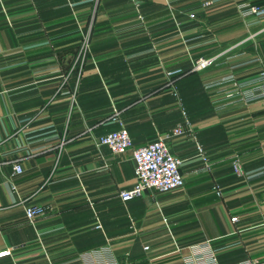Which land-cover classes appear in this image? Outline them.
<instances>
[{
    "label": "crops",
    "instance_id": "crops-1",
    "mask_svg": "<svg viewBox=\"0 0 264 264\" xmlns=\"http://www.w3.org/2000/svg\"><path fill=\"white\" fill-rule=\"evenodd\" d=\"M251 1L0 0V264L264 258V99L206 89L264 65V0L236 14ZM223 25L237 26L227 36ZM199 58L213 62L171 75ZM120 127L133 148L169 135L184 186L121 201L131 153L95 145ZM30 205L44 215L27 221Z\"/></svg>",
    "mask_w": 264,
    "mask_h": 264
},
{
    "label": "built area",
    "instance_id": "built-area-1",
    "mask_svg": "<svg viewBox=\"0 0 264 264\" xmlns=\"http://www.w3.org/2000/svg\"><path fill=\"white\" fill-rule=\"evenodd\" d=\"M131 3L138 4L145 0H128ZM208 2L205 3V6ZM250 13L256 14L252 8ZM193 17V16H190ZM86 40L82 41L76 58L82 60L87 48ZM213 60H197L193 66L194 71H202L212 64ZM174 71L171 75H175ZM226 86L229 88L227 96L234 98L237 103L247 104L258 99H264V65L258 74L249 81L239 83L233 75L226 76L219 81L209 83L206 89H212L214 86ZM169 135L159 137L156 140L139 148H133L128 132L123 127L119 130L102 135L95 139L96 146H106L113 154L121 155L128 151L131 153L134 162L135 183L127 190L119 193V198L123 202L141 197L146 191L164 193L172 190L181 189L184 186L183 176L180 169L183 162L173 156L167 144ZM14 175L21 173V167L18 164H12ZM233 172L236 176L243 175L241 165L238 160L232 163ZM44 215V211L34 205L24 208V217L27 221H32ZM232 222L236 218L231 219ZM98 227V226H97ZM198 257L197 264H214V259L205 256L203 250H196ZM9 255V251L0 252V257ZM189 264V256L185 259ZM249 264H264V258Z\"/></svg>",
    "mask_w": 264,
    "mask_h": 264
},
{
    "label": "rangeland",
    "instance_id": "rangeland-1",
    "mask_svg": "<svg viewBox=\"0 0 264 264\" xmlns=\"http://www.w3.org/2000/svg\"><path fill=\"white\" fill-rule=\"evenodd\" d=\"M262 1V0H261ZM261 1H259V0H252L251 1V3H249V2H242L241 4H239V5H244V6H242V8H241V11H239L238 12V9H237V16L238 15H240L242 18L241 19H243L244 17H247V15H245V14H248V15H250L251 13H250V10L253 8V7H255V5H253L254 3H257L258 4V2H261ZM238 5V6H239ZM246 6V7H245ZM245 7V8H244ZM190 16H193V17H190ZM188 18L190 19V20H195L196 18H195V14H189V16H188ZM235 26H237V25H223L222 27V29H221V31H225L226 32V35L227 36H230V35H232L230 32L233 30V27H235ZM250 26V25H249ZM249 26H247V28L249 27ZM88 33H89V31L87 30V28H84V29H82L81 31H80V35H81V37H82V40H81V42L82 41H84V40H86V43H87V37H88ZM212 33H213V30H212ZM221 35H223V33L221 34ZM221 35H219V37H223V36H221ZM200 59H203V58H199V59H197V60H200ZM196 60V61H197ZM204 60H213V59H211V58H206V59H204ZM196 61H194V62H196ZM195 64V63H194ZM194 66V65H193ZM178 72L177 73H175V75L176 76H183V75H186V74H188V72H199V71H194L193 70V67L190 69V70H188V71H181V70H177ZM204 90H206V89H204ZM203 90V91H204ZM210 91V90H209Z\"/></svg>",
    "mask_w": 264,
    "mask_h": 264
}]
</instances>
